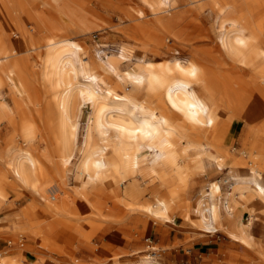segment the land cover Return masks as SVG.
<instances>
[{
	"label": "bare ground",
	"instance_id": "6f19581e",
	"mask_svg": "<svg viewBox=\"0 0 264 264\" xmlns=\"http://www.w3.org/2000/svg\"><path fill=\"white\" fill-rule=\"evenodd\" d=\"M26 1L18 0L24 21L11 17L7 6L0 7V91L6 89L10 99L8 104L0 93V122H5L11 132L8 139L17 136L21 143L16 151H0V201L6 200L8 188L30 190L45 200L44 213L54 216L52 222L44 221L48 229L64 223L65 230L87 239L99 223L87 219L92 228L85 234L79 225L84 218L78 216L76 204L83 202L91 214L101 218L102 193L110 189L117 192L113 209L170 221L176 207L172 202L184 187L180 171L188 168V161L192 162L189 172L193 175L203 157L217 166L228 158L229 151L223 147L226 124L239 119L249 134L264 137V19L253 18L263 3L241 13L237 4L226 0L207 2L219 14L218 44L232 71L209 68L215 59L196 53L199 60L194 56L158 62L138 60L134 68L120 72L119 64L130 60L136 47L157 55L159 33L164 40L170 37L180 44L188 42L181 28L185 15L178 10L158 12L162 7L172 9L180 0H142L154 12V35L138 34L135 27L127 29L124 25L125 35L138 46L122 44L115 54L100 60L86 57L84 49L63 38L50 17L38 12L36 5L26 6ZM52 1L78 33L98 31L103 26L92 11L73 0ZM25 21L32 27L25 29ZM9 32L18 34L17 40H11ZM27 50H37L35 63L20 56ZM107 75H113L117 85L127 89L117 92V86L102 88ZM84 109L87 113L76 174L88 184L85 190L81 186L68 190L65 170L76 151ZM218 113L225 115L226 124L215 129ZM250 156L253 161L257 155L251 151ZM250 169V186L262 205L260 213H264V178L254 161ZM149 179L156 182L146 185ZM138 187L142 192L150 190L151 204ZM201 203L192 208L200 214L198 220L206 218ZM32 212L26 209L24 219L29 221V231L39 233L35 229L40 221L33 219ZM216 216L213 210L214 219ZM184 217L190 218L189 208ZM47 231L40 233L48 236ZM259 256L264 263V251Z\"/></svg>",
	"mask_w": 264,
	"mask_h": 264
},
{
	"label": "crops",
	"instance_id": "0c3cea01",
	"mask_svg": "<svg viewBox=\"0 0 264 264\" xmlns=\"http://www.w3.org/2000/svg\"><path fill=\"white\" fill-rule=\"evenodd\" d=\"M138 60L158 62L151 54L135 49L130 60L119 64V71H126L122 65L131 70ZM219 120L218 114L215 129L222 127ZM262 150L257 155L260 162H256L264 178ZM249 159L251 156L233 153L217 166L203 157L200 169L193 175L189 172L192 162L188 161V168L180 171L184 187L172 202L176 207L170 221L155 220L139 212L125 214L106 209L108 220L90 217L100 224L95 230L91 231L92 226L82 221L84 232L91 231L87 239L62 225L48 229L45 225L53 218L43 212L42 201L25 191L14 200V191L8 188V199L0 201V264H264L259 256L264 251V213H260L262 205L250 186ZM73 182L80 186L77 179ZM138 189L144 198L145 191ZM116 194L115 189L105 190L102 199L112 203ZM145 198L148 200V196ZM200 200L201 212L206 214L202 220L192 209ZM76 206L79 216L91 213L83 202ZM186 208L189 219L184 217ZM26 209L33 211L34 220L39 219L38 215L46 219L43 228V224L36 226L39 233L28 230ZM213 210L217 212L215 219ZM44 231L51 240L45 233L41 235Z\"/></svg>",
	"mask_w": 264,
	"mask_h": 264
},
{
	"label": "rangeland",
	"instance_id": "374dc122",
	"mask_svg": "<svg viewBox=\"0 0 264 264\" xmlns=\"http://www.w3.org/2000/svg\"><path fill=\"white\" fill-rule=\"evenodd\" d=\"M0 1H1L0 7L1 4L5 8L8 7V12L10 11V14H12L11 17L13 18L15 17L14 19L20 18L21 21H24V19H26L23 12H21L22 11L21 2L19 3L18 0L17 1L0 0ZM172 1L174 0H170V2ZM12 2L14 5H12ZM207 2L208 0H186V1L180 0L176 5L173 6L172 9L162 7L161 9L158 10V12L159 11L162 12L166 10L165 12L166 14L173 13L176 10H178V12H181L183 16L185 15L184 17H182L183 19L181 22V28L183 29L184 36L188 39V42L185 44H180L170 39V37L164 40L163 35L159 33L156 37L157 39H159V41L155 43L158 54L157 55L151 54L152 59H154L155 61H167V60H174L177 58L188 59L194 56L197 60H199L200 58L198 57V55H200L201 57L208 58V60L209 59L211 60V58L215 59L213 60L215 62L208 64L209 68L216 69L222 72L223 71L229 72L234 69L233 66H229L232 64H229L230 62L224 57V55L222 54L219 48L218 36L220 34V29L218 27L219 24L217 21L219 20V14H216L217 12L212 10L210 6L207 4ZM226 2L237 4L241 13H246L248 10H250L254 6H257L259 3L260 4L263 3L261 6L257 7L258 10L256 9L257 12L254 14L253 18L256 21L260 19H264V0H260V1L259 0H230V1L226 0ZM4 3H8V4L5 5ZM73 3L77 6L83 7L86 10L92 11L97 16L98 19L103 21L104 23L103 26H101V29H99L98 31L96 30L84 34L79 32L80 33L79 34L78 32H76L77 30L75 29V26L73 24L70 25V22H68V20L66 21L64 16H61L56 10V8H54L53 6L54 3L52 0H28L25 2L26 6L36 5L38 12L43 13L47 17H50L57 24V27L59 28L58 32L63 36V38L73 40L78 47L85 50L84 55L86 57L90 56L94 60H100L101 57L103 58V56H105L106 54H115L118 48L122 44H133L135 45V47L138 46V43H135L131 38H128L125 35L124 25L125 26L127 25L128 27L127 29H130L131 27H135L136 29L135 31L138 34L148 33L149 36L154 35V33L152 32V26H154V19H155V15L153 14L154 12H152L148 8L147 4H145L142 0H73ZM12 7L14 10L13 9L11 10ZM184 11L185 13H183ZM28 26L32 27V23L27 21L24 24V28L27 29L29 28ZM122 28L124 29L122 30ZM10 30L11 31L15 30V27L14 26L10 27ZM9 34H10V39L14 41L17 40V37L19 36L18 34H15L16 36L15 35L13 36L11 32H9ZM30 34L31 35L35 34L37 36L39 35V33H35V32L34 33L31 32ZM135 49H138V47H136ZM201 51L203 52V54ZM36 52L37 50H29V51L27 50V51H23L20 56L23 58H26L27 56V60L29 63L31 62L35 63ZM196 53L198 55H196ZM205 53L207 54L206 56L204 55ZM22 55H24L25 57ZM131 65L133 64H130L129 66ZM121 69L127 70L125 65H122ZM109 86H117L118 89L115 87L117 89V92H121L124 91L123 89H127V87L125 88V85L123 86L117 85L116 79L114 78L113 75H107L104 80V83L102 84V88H106ZM0 93L2 96H4L5 101L8 104H10L8 91L6 89L1 90ZM86 113L87 110L84 109L78 125V139H77L76 151L70 162L71 165L69 169H68L69 166L68 165L65 170L67 174L68 190L73 188L74 179L80 181V186L82 188L81 190H85L88 184L86 179L82 177V181H81L80 180L81 175L76 174L77 173L76 167L80 158L79 149L81 144V137L85 128ZM218 114L221 117V120H219V125L223 126L224 124H226L225 115L221 113ZM0 123H1L0 151H2L3 153H6L9 149L16 151L21 146L19 138L17 136H13L10 139H8V136L11 134V132L9 133L8 127L5 122L2 121ZM230 125L226 124V126H224L223 128V136H225V140H224L225 143H223V147L227 152L229 151L228 152L229 157L233 153H241V154L243 153V155H247L248 157H250L251 151H253L254 155L260 156L261 154L260 152H262V149L264 148V137H259L253 134H249L246 124L239 121V119L238 120L235 119L234 123ZM248 134L249 137H247ZM226 140L228 143L226 142ZM253 146L254 149L251 148ZM180 148H182V146H180ZM259 158L260 157L258 156L254 158V160L256 159L254 162L258 166L259 163H257L256 161L257 160L259 161ZM251 159L249 160L252 161ZM252 165L253 163L252 164L250 163L248 167L250 168ZM148 181H149L148 183L145 182L146 185H151L153 184V182L154 183L156 182V180L150 181V179ZM7 182L10 183L9 181ZM21 189L22 188L19 187L16 190V192L14 191V193H16L15 194L16 196L14 195L15 197L13 198L14 200L15 199L17 200V198L21 197L22 192L25 191L27 195H33L35 198L38 199V201H42V204H45L47 207L45 200L41 199L39 196L34 195L30 190H25V189L21 190ZM147 196H148V200L146 199V201L147 203L151 204L153 199L151 197L149 189L145 191L144 198ZM112 205H113L112 203H108L107 201H103L102 199L103 216L101 218L91 213L83 217L79 215L78 216L82 219L84 218L83 220H87L90 217H94V218L96 217L101 221H106L108 220L104 213L106 209H112L114 211H117L116 209H113ZM49 214L52 216L51 218L54 217L52 213L49 212ZM38 217H39L38 222L40 221L39 224H42L46 220L45 218L43 219L44 216L42 215L40 216L38 215ZM63 224L62 226H64L67 229V226ZM79 225L81 230L84 232L82 221L79 222ZM98 226H100V224ZM87 233L88 232H85V234Z\"/></svg>",
	"mask_w": 264,
	"mask_h": 264
}]
</instances>
